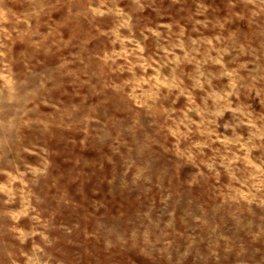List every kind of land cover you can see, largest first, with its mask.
<instances>
[{"label":"rangeland","instance_id":"obj_1","mask_svg":"<svg viewBox=\"0 0 264 264\" xmlns=\"http://www.w3.org/2000/svg\"><path fill=\"white\" fill-rule=\"evenodd\" d=\"M0 264H264V0H0Z\"/></svg>","mask_w":264,"mask_h":264}]
</instances>
